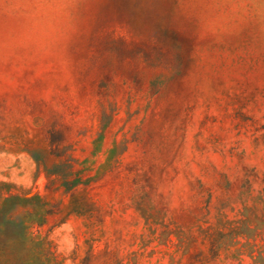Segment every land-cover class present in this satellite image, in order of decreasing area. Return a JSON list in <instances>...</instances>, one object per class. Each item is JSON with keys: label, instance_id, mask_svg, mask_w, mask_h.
I'll return each mask as SVG.
<instances>
[{"label": "rangeland", "instance_id": "obj_1", "mask_svg": "<svg viewBox=\"0 0 264 264\" xmlns=\"http://www.w3.org/2000/svg\"><path fill=\"white\" fill-rule=\"evenodd\" d=\"M0 264H264V0H0Z\"/></svg>", "mask_w": 264, "mask_h": 264}]
</instances>
